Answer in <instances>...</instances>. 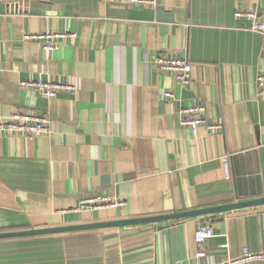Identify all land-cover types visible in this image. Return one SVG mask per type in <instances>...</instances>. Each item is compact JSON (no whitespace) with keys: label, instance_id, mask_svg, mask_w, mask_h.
<instances>
[{"label":"crops","instance_id":"obj_1","mask_svg":"<svg viewBox=\"0 0 264 264\" xmlns=\"http://www.w3.org/2000/svg\"><path fill=\"white\" fill-rule=\"evenodd\" d=\"M264 0H0V118L47 114L32 137L0 130V232L202 210L264 197L263 38L237 20ZM78 37L51 54L25 33ZM189 60L183 86L155 63ZM69 81L44 98L22 80ZM167 92L173 97L168 98ZM201 104L222 124L196 135L181 109ZM230 176L224 171V159ZM106 193L116 208L77 210ZM210 226L204 263L264 252V204L157 223L0 239V264H195L194 236ZM246 264H264L253 260Z\"/></svg>","mask_w":264,"mask_h":264},{"label":"built area","instance_id":"obj_2","mask_svg":"<svg viewBox=\"0 0 264 264\" xmlns=\"http://www.w3.org/2000/svg\"><path fill=\"white\" fill-rule=\"evenodd\" d=\"M135 4L156 5L157 0H131ZM237 20H244L246 28L259 32L263 38L264 47V21H261L257 12L253 10L238 9L234 13ZM78 37L77 32L56 31V32H38L23 34L24 40L37 41L47 54L59 47L63 43L71 42ZM155 63L162 72L175 73L176 79L183 86H187L192 80L193 64L183 58L168 57L159 54L155 57ZM20 85L25 88H34L41 92L42 96L48 100L55 99L60 92H72L76 86L69 81L44 80L41 77L22 80ZM257 86L259 93L264 96V73H260L257 77ZM168 98L173 97L172 92H167ZM205 107L201 104L182 108L181 122L190 128L193 135L197 134L200 125L206 126L212 133H218L222 130V124L210 121L204 116ZM51 119L47 114L34 110L22 111L18 110L7 118H0V130L8 135H19L32 137L35 135L45 134L50 130ZM224 171L227 177L230 176V165L228 159H224ZM125 202L121 199L114 198L106 193H95L84 197L79 202L77 210L81 209H100V208H116L124 206ZM213 236V230L210 226H200L194 236L195 243L200 246L194 256L195 264H246L253 260L264 261V252H252L247 247L243 248L241 255L237 257H227L223 260L214 261L210 259L209 263H204L203 258L207 256V252L203 249L205 242Z\"/></svg>","mask_w":264,"mask_h":264},{"label":"water","instance_id":"obj_3","mask_svg":"<svg viewBox=\"0 0 264 264\" xmlns=\"http://www.w3.org/2000/svg\"><path fill=\"white\" fill-rule=\"evenodd\" d=\"M264 204V197L240 201L232 204H227L223 206H217L213 208H207L202 210H193L186 212H178L174 214L162 215V216H154L147 218H132V219H123L117 221H109V222H96L90 224L83 225H71V226H58L51 228H33L29 230L22 231H10V232H0V239L3 238H11V237H21V236H35V235H48L55 233H66L72 231H80V230H88V229H96V228H106V227H118L125 225H134V224H142V223H157L168 220L193 217V216H201V215H209L211 218L215 217V214L219 212H225L232 209L249 207L253 205Z\"/></svg>","mask_w":264,"mask_h":264}]
</instances>
